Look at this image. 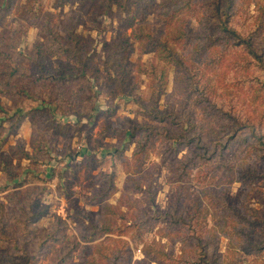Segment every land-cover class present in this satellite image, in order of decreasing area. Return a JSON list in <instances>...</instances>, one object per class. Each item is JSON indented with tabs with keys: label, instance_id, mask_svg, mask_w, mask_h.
Wrapping results in <instances>:
<instances>
[{
	"label": "rangeland",
	"instance_id": "374dc122",
	"mask_svg": "<svg viewBox=\"0 0 264 264\" xmlns=\"http://www.w3.org/2000/svg\"><path fill=\"white\" fill-rule=\"evenodd\" d=\"M15 1L39 11L26 12L29 8H21L20 13H16V6H11L8 11L0 13V40L2 33L18 39L13 57L15 62L30 68L29 59L35 44L43 41L38 27L40 22L50 15V19L59 25L78 10L75 30L85 36L87 47L92 48L94 60L90 66L100 70V78L91 81L88 91L84 88L74 97L78 113L50 104L59 86H49L47 90L45 85L44 89L32 87L33 94H30L16 78L9 92L0 93V217L5 220L0 222V264H16L12 257L18 264H70L69 261L82 264L87 254L84 247L88 244L80 238V233L85 230L81 223L84 221L87 224L97 214L114 220L116 225L121 222L112 215L114 207L122 195L134 193L126 189L129 177L124 167L108 153L123 151L125 157L132 159L135 139L130 137L128 129L133 130L135 122L145 129L144 120L148 121L147 124L156 122L150 120L138 103L140 99V103L148 105L156 94L151 86V75L142 70L150 69L151 64L158 74L164 73L166 77L163 93L158 98L160 108L174 107L181 113L178 117L183 123L190 121L195 125L187 138L199 134L204 140L200 146L204 143L208 145L205 149L200 147L188 175L179 183L176 180L180 179L173 173L177 167L176 157L166 153L165 141L150 130L152 143L148 149L145 177L152 178L157 210L168 211L180 191L179 186H183L189 195V200L184 199L185 205L191 208V201L196 203L202 199L204 211L208 210L210 214L209 226L215 223L216 214L210 204L215 193L227 196L230 205L257 210L252 217L264 220V0H232L231 8L222 9L229 17L223 18L240 37L220 29L211 0H194L191 9H183L179 14H173L172 10L177 6L174 0L165 3L162 0H121L113 5L112 14H101L94 7L80 6L79 0H72L63 6H59V0ZM221 2L222 7L228 4L227 0ZM164 11H169L168 17L164 16ZM134 16L135 26L127 27ZM134 28L144 39L142 47L134 39ZM125 34L132 35L134 46L130 54L124 53L125 66L130 71L131 82L136 78L137 83L129 95H117L112 93L109 70L106 68V47L113 40L123 39ZM61 35H64L62 30ZM149 35L158 42L151 41ZM241 39L244 41L241 42ZM159 42L167 43L172 50L170 60L163 59L159 48L158 53L153 52ZM149 46L152 50L144 52ZM186 73L190 78L186 77ZM73 88L77 89V85L74 84ZM33 108L36 109L32 111ZM19 115L24 117L17 125L14 122ZM236 121L238 127L244 124L254 127L251 130L258 136L248 135V139H238L236 135L230 139ZM12 123L14 129H10ZM163 125L172 126L168 123ZM189 127L186 125L184 130L188 131ZM249 129L243 128L239 133H251ZM42 137L45 141L43 151L37 153L36 161L20 158L22 154L16 158L13 153L9 154L11 147L17 146L19 141L25 143L27 151L33 152L31 140L35 138L38 141L37 138ZM175 137L185 140L183 135ZM38 144L41 142L38 141ZM180 148L179 159L193 151L189 145H181ZM214 153L221 154V158L218 160ZM5 155L16 169L20 166L28 169L8 188L4 187L2 180ZM71 155L75 159H71ZM220 160L241 164L256 171L260 177L246 186L238 181L237 173L228 178L230 183L220 181V175L215 176V171H212ZM132 164L135 165L134 162ZM103 173L115 174L117 189L105 201L112 207L104 206L100 210L92 197L97 187L102 188L106 184L104 178H99ZM24 180L26 182L22 184ZM204 190L208 192L205 197L202 196ZM135 196L142 198L143 202L146 198L142 197V193ZM30 203L35 206L31 207ZM144 206L147 214L155 210L147 201ZM123 211L127 209L123 208ZM86 213L87 217L84 216ZM59 218L62 221L59 222ZM58 222L62 226L60 231ZM158 225L163 226L164 221L160 220L147 229L139 247L131 244L134 260L138 263L144 258V245L154 253L161 246L171 254H179L184 249L173 239L175 233L162 237ZM260 228L264 231V226ZM53 232L56 238L51 236ZM130 236L127 234L120 238L130 241ZM108 238L110 242L98 243L99 253L90 252L96 259H100L101 254L108 258L119 239L115 234H108L104 239ZM74 239L80 245L70 255L64 254L68 240L72 244ZM225 241H221V250H224ZM185 250L188 251V248ZM99 264L106 263L101 261ZM164 264L174 263L165 261Z\"/></svg>",
	"mask_w": 264,
	"mask_h": 264
},
{
	"label": "trees",
	"instance_id": "16d2710c",
	"mask_svg": "<svg viewBox=\"0 0 264 264\" xmlns=\"http://www.w3.org/2000/svg\"><path fill=\"white\" fill-rule=\"evenodd\" d=\"M70 1L72 0H59L58 4L59 6H63ZM119 1L121 0H79V5L85 6V8L90 7L89 9L94 7V9L99 10L98 13L101 14H112L113 5ZM166 1L168 0H162L163 3ZM193 1L194 0H174V4L177 3V6L172 10L173 14H179L183 9H191ZM211 1L214 3L213 7L216 12L214 14L220 21V29L240 37V34L229 26L228 20L223 18H229L228 15L225 16L226 14L222 12V9L225 11L231 8L232 0H227L228 4L226 7H222L221 0ZM11 6H16V13H20L19 10L21 8H29L26 12H39L35 11L33 7H27L23 4L19 5V2L15 0H0V13L8 11ZM168 12L169 11H164V16H167ZM79 13L78 10L73 11L72 14L65 20H62L59 25L55 24L50 19V15L38 24L43 41H38L35 44V49L29 59V61H31L30 68L18 64L13 60L18 39L9 37L8 33H2L0 40V93L9 92L13 80L16 78H18V82L22 83L23 86L29 90L30 94H33L32 87L44 89L43 86L45 85L47 90L49 86L55 88L59 86L58 93L55 95V99L50 100V104H55L57 107H67L75 111V113H78L76 112V110H78L77 100L74 97L80 94L84 88L88 91L89 87H91V81L100 78V70L96 66H90V62L94 60V55L91 52L92 48L87 47L88 43H86L85 36L77 33L75 30L76 16H78ZM129 21L127 27L133 28L135 26V16ZM61 30L64 35H61ZM132 33L134 39L137 40L139 44L141 43L140 46H144V39L137 34L136 28L132 30ZM123 36V39L113 40L111 44L106 47V68L109 70L112 93L117 95L120 93L129 95L136 88L137 83L136 78L131 82L130 71L127 70L125 66L124 53L130 54L134 47L132 35L125 34ZM148 37L152 39L151 41L154 40L155 43L158 42L154 37L151 38L150 35ZM243 41L244 40L241 39V42ZM158 48L160 55L164 57L163 59L169 58L170 60L172 58V50L168 48L167 43L159 42L153 52L158 53ZM148 50H152L150 46L144 49V52ZM178 63H181V61L178 60ZM142 70L144 73L151 75V86L156 94L153 95V100H151L148 105L140 103V99H138V103L144 113L151 118L150 120L153 119V121L156 122L155 124H147L148 121L144 120L147 129L142 127L140 123L135 122V124L132 125L133 130L128 129L131 135L130 137L135 139L132 159L125 157L123 151L116 150L113 153H108L110 158H117L124 167V171L129 177L126 189L133 191L134 194L122 195L118 200V205L114 207L112 215L113 217L117 216V219L121 221L118 225H116L117 222L114 220H108L104 215L101 216L99 214L96 215V218L90 219L87 224H85L84 221L81 223V226H83L85 230L80 233V238L88 244L84 247V251L87 252V254L82 260V264H99L101 261H105L106 264H164L165 261H170L174 264H264V231L260 230V227L264 226V220L257 216L252 217V214L257 210L230 205L227 202L229 201L227 196L222 197L219 193H215V195L212 196L214 198L213 202H210L213 207L212 212L216 214H214L215 223L209 226L207 222L210 214L208 210L204 211L205 204L202 199L196 203L195 201H191L193 204L191 208L185 205L186 202L184 199L189 200V195L185 193L186 190L183 186H179L180 191L176 194V197L173 198L172 206L168 211L162 212L157 210L156 193L153 188L152 178L148 176L145 177V164L150 152L148 149L151 146L150 138L152 134L150 130H152L153 133L159 134L162 140L165 141L166 153L176 157L175 162L177 167L174 169L173 173L180 179L176 180L179 183H182L181 179L188 175L191 163L199 153V150L201 148L205 149L208 145L204 143V146H200V143L204 140H202L199 134H194L192 137L187 138V135H189L188 133L195 128V125L190 121L183 123L178 117L181 113L176 111L174 107L167 106L165 110L160 108L158 98L163 93L166 84L164 73L158 74L153 64H151L150 69L142 68ZM186 77L190 78V75L186 73ZM187 78L185 79L186 85L189 83ZM74 84L77 85V89L73 88ZM186 87L189 91V87ZM34 109L36 108H33L32 111ZM23 117L24 116L19 115L16 117L17 122L14 123L20 125ZM14 123L11 124L10 129H14ZM161 123H168L172 126H164ZM186 125L190 126L188 131L184 130ZM243 128H250L249 130H251L254 127L246 124L238 127L236 121L235 130L229 138H234L236 135L238 139L247 138L248 135L252 137L258 136L254 130H251V133L248 131L247 134L243 132L239 133ZM117 131L119 132V130ZM180 135H183L185 140H179L175 137H179ZM37 139L41 144L36 145L38 141L35 140V138L31 140V146H34L33 152L30 153L27 151L25 143L19 141L17 146L11 147L9 154L13 153L14 158L22 154L20 158L28 159L31 162L36 161L38 159L37 153L43 151V143L45 142L43 137L42 139ZM175 144L177 145L176 148H174ZM181 145H189L193 151L191 150L188 156L179 159L177 155L181 149ZM214 155L218 160L221 158V154L214 153ZM8 156H3L4 168L2 180L5 188H8L9 184L15 181L23 171L28 170L26 167L21 166L16 169L9 162ZM70 158L75 159L72 155ZM133 162L135 164L134 166L132 164ZM212 171H215V173H213L215 176L220 175V181L227 183H230L228 178L230 176L234 177L237 173L239 175L238 181L244 186L260 177L256 171L244 168L241 164L228 163L227 161L223 162L221 160L219 161V165L215 166ZM99 178H104L106 184L102 188L97 187L92 201L99 205L100 210H103L104 206L112 207L109 202L105 201L108 200L109 195L116 191L117 188L115 185L114 173H103L99 175ZM144 178L146 180H144ZM25 182L24 180L22 184ZM137 193H142V197H146L144 202L147 201L149 206L155 210L147 214L144 211L145 206L142 198H137L135 196ZM207 193V190H204L203 195H200L205 197ZM243 199L245 200V196ZM30 206L33 207L35 204L30 203ZM123 208H126L127 211L124 212ZM84 216L87 217L88 214L86 213ZM160 220L164 221L163 226L158 225L162 237L171 236L175 233L173 239L175 242L179 243L182 248L184 247V249L181 250L179 254H171L169 251H165L163 246H161L154 253L153 250L148 249V247L144 245L142 249L144 258L141 263H138L134 260L131 244H133L134 247H139L144 241L143 235L147 229L157 225ZM60 221H62V219L59 218V222ZM0 222H5V220L0 217ZM59 222L57 223L58 231H60V227H62ZM63 223L66 226V223ZM108 234L118 235L119 239H115L116 244L108 258L107 255L101 254L100 259H96L90 252L99 253L98 246L111 241L110 238L107 240L104 239ZM127 234L131 235L130 241L120 238ZM51 236L56 238L55 232H53ZM47 237H49V235L45 236L44 242L47 241ZM61 237L65 238L64 235H61ZM222 239H226L224 253L220 251ZM98 240L102 241L96 242ZM79 245L80 243L77 239H74L72 244H70L68 240L64 254L67 253V255H70L73 249ZM185 248H188V251H186ZM63 259L64 261L66 260L65 257ZM12 260L13 263L18 264L14 257H12ZM69 263L72 264L70 261Z\"/></svg>",
	"mask_w": 264,
	"mask_h": 264
},
{
	"label": "crops",
	"instance_id": "0c3cea01",
	"mask_svg": "<svg viewBox=\"0 0 264 264\" xmlns=\"http://www.w3.org/2000/svg\"><path fill=\"white\" fill-rule=\"evenodd\" d=\"M225 246H226V241H225ZM225 246H224V250H220L222 253L225 252V248H226Z\"/></svg>",
	"mask_w": 264,
	"mask_h": 264
}]
</instances>
